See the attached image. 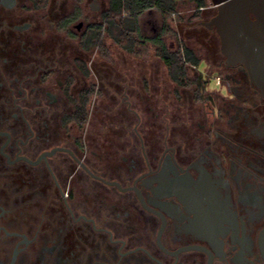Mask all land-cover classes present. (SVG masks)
<instances>
[{
  "label": "flooded vegetation",
  "instance_id": "af4514ba",
  "mask_svg": "<svg viewBox=\"0 0 264 264\" xmlns=\"http://www.w3.org/2000/svg\"><path fill=\"white\" fill-rule=\"evenodd\" d=\"M209 5L214 59L132 104L93 74L108 35L84 40L108 0H0V264H264V81L221 53ZM110 90L120 109L94 116Z\"/></svg>",
  "mask_w": 264,
  "mask_h": 264
},
{
  "label": "rangeland",
  "instance_id": "374dc122",
  "mask_svg": "<svg viewBox=\"0 0 264 264\" xmlns=\"http://www.w3.org/2000/svg\"><path fill=\"white\" fill-rule=\"evenodd\" d=\"M206 3L210 4V0H206ZM148 17L149 16L145 14L142 15L143 20L147 19ZM207 17H209L208 13L201 12V10H196V6L193 2L188 0H180L177 7V12L167 18L170 27V32L165 34V42L167 47L170 48V50H176L180 48V45H184L191 49L194 54L196 52L197 56H199L200 52H202L204 55H206V58L213 60L214 56L209 55V57L207 55L209 52L211 54L213 49L200 34L185 35L183 31V28L206 21ZM151 18L154 21V27L158 32L161 24L160 16L156 11H153ZM144 35L146 37H150L152 32L147 29L146 32H144ZM100 43L101 44L98 43L99 48L93 50L90 56L94 64L93 74L96 77L103 78V82L108 81L107 84H109V89H111L110 86L112 84L116 85L118 82L126 85L124 90L121 91L120 88V92L113 93V95H116V97H119V94L121 93H126L131 96V103L133 104L134 100H136L138 97L137 93L139 92L135 88V85L139 83V81L145 80L146 82H149L151 79H159L160 82L163 83L162 80L168 79L169 76L166 68L163 66L161 60H159V58L156 56L154 53V48L150 44H147V48H144L143 46L139 47L138 53L132 54L126 52L119 45L113 43L111 39L109 37L106 38L105 35L102 36ZM198 59L200 62L201 59ZM198 68L202 71L201 77L207 78L211 71V67L207 64L200 63ZM192 70L193 69L191 68L186 70L187 77H193ZM97 72H99V75H97ZM210 75H213V73ZM96 77H92V80L96 81ZM98 81L100 83L99 79ZM104 86H106V83ZM167 88L170 87L166 86L165 89ZM147 89L146 91H141V94L143 95L144 92L146 94L150 93ZM207 89L210 88L207 87ZM103 93L100 92L96 96L93 95L92 101L96 105L94 108V116L99 115V112L106 108H109V110L120 109L115 105V96L112 95L111 90L107 95L104 94L103 96ZM158 93L164 94L165 91ZM97 119H100V116L93 118V123H95ZM143 120L144 119H142V121ZM96 124H93L92 127L94 128Z\"/></svg>",
  "mask_w": 264,
  "mask_h": 264
},
{
  "label": "trees",
  "instance_id": "16d2710c",
  "mask_svg": "<svg viewBox=\"0 0 264 264\" xmlns=\"http://www.w3.org/2000/svg\"><path fill=\"white\" fill-rule=\"evenodd\" d=\"M180 0H108V10L104 16V23L93 25L89 35L84 39L87 46L95 47L99 42L103 30L111 41L119 45L126 52L136 54L139 47L147 48V42L153 45L154 53L160 58L168 75L177 83L183 84L185 79V64L196 63L191 50L184 45L175 51L167 48L161 35L170 32L167 18L177 12ZM193 2L196 10L207 5L206 0H188ZM156 11L162 18L161 33L153 37H146L140 30V17L146 11ZM83 108V107H82ZM80 106L77 110H81ZM82 118V117H81ZM79 118L78 120H81Z\"/></svg>",
  "mask_w": 264,
  "mask_h": 264
},
{
  "label": "water",
  "instance_id": "95a60500",
  "mask_svg": "<svg viewBox=\"0 0 264 264\" xmlns=\"http://www.w3.org/2000/svg\"><path fill=\"white\" fill-rule=\"evenodd\" d=\"M210 6L216 9V14L208 25H213L219 36L221 53L228 62L243 63L264 81V0H210ZM204 22L183 31L185 35L200 34L216 51L218 38L212 30L207 32Z\"/></svg>",
  "mask_w": 264,
  "mask_h": 264
}]
</instances>
